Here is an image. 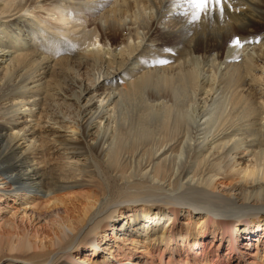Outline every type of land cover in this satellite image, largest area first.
<instances>
[{
	"label": "bare ground",
	"instance_id": "1",
	"mask_svg": "<svg viewBox=\"0 0 264 264\" xmlns=\"http://www.w3.org/2000/svg\"><path fill=\"white\" fill-rule=\"evenodd\" d=\"M229 4L0 0V264H264V0Z\"/></svg>",
	"mask_w": 264,
	"mask_h": 264
},
{
	"label": "rangeland",
	"instance_id": "2",
	"mask_svg": "<svg viewBox=\"0 0 264 264\" xmlns=\"http://www.w3.org/2000/svg\"><path fill=\"white\" fill-rule=\"evenodd\" d=\"M262 24V25H261ZM263 27H264V24L263 23H257V24H254V28H255V31H261V30H263ZM257 28V29H256ZM153 36H154V39H156V41L157 42H159L161 45H162V47H164L165 45L166 46H170V45H172V40H168V39H166L165 40V38H163V37H161V35L159 34V32H158V30L156 29V30H154V33H153ZM235 36L234 35H230L227 39H225V37H223V39H222V41H221V44H220V51L221 52H223L224 51V48H225V46L227 45V43L230 41V40H232L233 38H234ZM115 40L116 41H118L119 40V37L118 36H116V38H115ZM204 45V47L205 48H212L214 51H217L212 45L213 44H211V43H209V42H200V47L201 46H203ZM165 46V47H166ZM20 143L22 142V141H19ZM24 144V143H23ZM83 190V188H81V187H76V188H73V190L72 191H75V192H77V191H82ZM65 191H67V190H65ZM185 191H186V189H185V187H180L179 189H176L175 191H172V195H174L175 194V196H177L179 199H183V200H191V201H194V202H196L195 204H198V205H200V207H205V208H209L211 211H212V213L214 212V213H221V214H231V212H233V210H231L232 208H235L234 206H232L230 203L228 204V203H225V202H215V200L214 199H211V197H209L208 198V196H205V197H202V196H200L199 198H194V197H192V196H190V195H185ZM202 198V199H201ZM194 199V200H193ZM196 199V200H195ZM210 199V200H209ZM8 200V202H10V204H13V201L12 200H10L9 198L7 199ZM0 204H2V206H5L6 204H5V202H0ZM13 205H15V204H13ZM216 205H221V206H223V207H218V206H216ZM227 208V209H226ZM241 211H243V210H241ZM241 211H239V212H241ZM235 215V214H234ZM37 221V220H36ZM34 222V223H37V222ZM43 221H41L40 220V223H42ZM110 232V230H106V232H105V234H110L109 233ZM244 239L245 238H241V241H244ZM208 243H209V245L211 246V247H213V244H211L210 242H211V239H208ZM213 243H214V249L213 250H215V248H216V244H215V242L213 241ZM226 248H227V242H225L224 243V245H223V248H222V251H220V253H224L225 251H226ZM87 249H89V247L88 248H84L83 250H87ZM219 251V250H218ZM68 262L70 261V262H72V263H74V261H71L70 259L68 260V259H66Z\"/></svg>",
	"mask_w": 264,
	"mask_h": 264
},
{
	"label": "snow or ice",
	"instance_id": "3",
	"mask_svg": "<svg viewBox=\"0 0 264 264\" xmlns=\"http://www.w3.org/2000/svg\"><path fill=\"white\" fill-rule=\"evenodd\" d=\"M226 6L230 7L229 0H195V7L197 9V12L193 15L192 18L194 20L198 19L199 14L201 12H207L212 8L222 13L225 10ZM232 44L236 47H239L241 45V39L239 37L233 38ZM168 63L169 61L167 59L155 60V64H158V65H166Z\"/></svg>",
	"mask_w": 264,
	"mask_h": 264
}]
</instances>
